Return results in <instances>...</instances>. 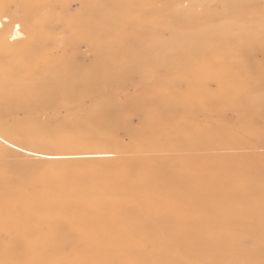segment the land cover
Returning <instances> with one entry per match:
<instances>
[{
	"label": "rangeland",
	"instance_id": "1",
	"mask_svg": "<svg viewBox=\"0 0 264 264\" xmlns=\"http://www.w3.org/2000/svg\"><path fill=\"white\" fill-rule=\"evenodd\" d=\"M15 1L17 0L0 2V11L3 8L2 4H5L2 11L7 9L8 13L10 10L8 14L13 13V16L19 18L32 17L35 14L33 11H36V14L40 13L39 21L37 19L36 24L24 25L21 28L22 31L24 28L25 34L28 33L24 34L25 36L23 33H21L23 36L18 35L21 36L20 42H11L15 30L12 25L8 27L6 23H3L6 25L2 27L3 29L7 28L5 39L3 36L2 40L6 41L7 38H11L10 42L4 41L3 45V48H6L5 45L9 44L11 48L7 46L8 49H6L10 51L0 46L1 58L3 57V60L0 61L2 92L10 82L9 78L12 81L23 77L18 82L17 88H15L17 82H15L16 84L10 82L9 86L12 83L10 87L13 88L9 87L11 90L8 88L9 92H6L12 93L14 88L17 90L22 85L21 90H14L12 94L10 93V98L6 92V95L1 93V95H5L4 97L0 95V99L3 98L0 100L2 101L0 102V121L4 125H1L0 132L4 131L3 137L8 140L10 138L9 142L6 138H0V144L3 145H1L3 151L0 147L1 164L5 163L6 165L9 162L7 165L10 167L4 164L0 167V176L8 180L7 185L2 179L5 184L4 187H0V190H3V194H7L8 188L13 189L17 186L21 199L16 204L19 202L21 205L27 204L29 202L28 194L34 193L35 195L36 190L47 188L45 184H53L60 189L65 187L69 192L67 194L74 198L73 201L76 199V205L80 206L76 209L60 207L57 210L58 215L53 218L67 222L84 223L96 220L104 223L123 216L122 212L120 216L112 214V210L107 207L109 197L118 189L114 184H112L114 187L111 186L112 178L120 179L123 183L134 178V181H141L142 187L145 185L152 190L154 185L151 180L154 175L151 176L150 172L152 169L156 170L160 167L155 163L164 157H168L169 159H164L172 165L176 163L177 159L189 161L202 159L206 155L235 158L245 155L250 157L252 162L264 157V118L261 117L264 115V0H247L248 4L246 0H206L203 3V0H195L197 3H202L203 7L201 4L196 7L197 3L194 6L193 0H98L102 5V8H98L99 10L90 5V2L94 0H74V2L72 0H66V2H64L65 0H54V2L52 0L54 3H50L51 0L50 2L46 0L51 5L53 4L52 9L46 7L45 0H18V3ZM180 2L183 4L181 5ZM227 2L233 3L235 7L231 12L226 13L224 6L228 4ZM14 3L16 6L18 5V8H15ZM35 3H42V6H39L40 4L37 6ZM50 4L47 6L50 7ZM54 4L57 5L54 6ZM81 4L87 5L82 8ZM58 6L60 9L62 8L61 11ZM54 7L59 11H55V9L53 16L49 13L51 17L49 14V18L46 17V13L53 12ZM244 7H249V9L243 10ZM79 8L81 9L79 10ZM106 8L108 9L106 10ZM197 8L198 10L194 11ZM188 10L191 12L189 13ZM20 13L22 15L29 14V16H22ZM251 21L252 23L249 24ZM145 22L148 24L146 25ZM222 22L229 24L228 26L223 24L224 28ZM259 23L260 25H258ZM41 25L42 29L38 28ZM80 25L85 28L92 25L93 31L79 30L81 29ZM43 27L46 28V37L45 31L41 33ZM47 29L50 33L47 32ZM78 30L81 32L79 33ZM12 33L13 35L10 36ZM15 35L17 36V32ZM41 35H43L42 38ZM81 35L83 38L85 37L86 41H79ZM26 36L29 38L22 39ZM158 37L160 38L158 44H154L152 38L157 42ZM17 39L18 37L15 40L18 41ZM48 39H50L49 42H47ZM15 40L13 39V41ZM103 40H106V44ZM148 40L152 42H148ZM36 41L39 42L36 44ZM43 43H45L44 46ZM24 45L25 47L33 46V49L21 47L22 50H20V46ZM57 45L60 46H58L57 53L61 55L56 60L57 54L54 53H56ZM36 46L40 48L37 47L38 51L37 48H34ZM45 47L49 49L46 51ZM66 49H69L68 52ZM23 50L25 53L29 52L31 55L32 53L35 55L31 56L29 53L26 55ZM49 50L53 53H49ZM62 50H64L63 53ZM17 51L21 56L17 55ZM39 53L41 56L37 58L36 55H40ZM13 55H17V57ZM77 55L78 57H76ZM155 55L157 56L154 57ZM8 57H12L8 59L10 63L7 60ZM18 57L24 61L20 62ZM157 57L159 58L157 59ZM15 58L18 61L14 60ZM33 58L37 62H34ZM12 60L15 63L11 64ZM48 60L51 62L49 63ZM3 61L7 64L5 65ZM12 65L15 66L14 69ZM31 67L35 69L32 70ZM100 68L102 72L98 71ZM60 69L65 70L60 71ZM27 70H31L33 73L31 71L27 73ZM12 72L13 75H11ZM7 74L11 77L14 74L18 75L12 79ZM21 81L27 83V87ZM19 84H21L20 87ZM8 102L14 105L9 106ZM6 104L7 106H4ZM160 139L162 142L159 141ZM208 140L212 142V145L210 143L201 145V141ZM218 140L224 144L218 145ZM164 142L167 144H163ZM172 143L173 145H171ZM10 146L14 148L11 149ZM175 157L177 159H174ZM137 158L150 161L145 163L142 160V164L141 160L139 161ZM155 158L157 162L154 160ZM124 159L125 161L135 159V162L129 166L130 168L128 165L125 166L126 168L124 166L109 168L106 165L98 164L99 162H113V160L124 161ZM25 161H29L30 164ZM19 163L27 167L25 169L13 167ZM145 166L147 170L143 169ZM177 166L178 163L173 165L174 169L171 166L169 167L172 169L168 166V168H164L168 169L172 178L174 175L177 177V173L183 177L187 174V172L184 174V171L187 170L189 172L187 176L190 179L195 177V175L191 177L190 173L193 171L194 174L197 169L207 170L210 173L218 168V166L199 168L200 164L197 162L190 164L187 168L183 164L178 168ZM193 166L195 167L192 168ZM243 169L240 163L233 166H221L222 179L225 183L222 187L238 185ZM140 170H146L144 173L141 171L146 175L145 177L142 175L141 180L138 179V176H141L138 174ZM155 170H153L154 173H156ZM182 171L183 173H181ZM147 172L149 173L147 174ZM170 172L172 173L170 174ZM113 175L114 177H112ZM128 176H131L130 180H126ZM148 176L150 177L147 178L149 181L146 179ZM187 176H185V180ZM33 177L40 178L43 184L40 183L41 181H36L34 184ZM182 177L179 179L182 180ZM194 177L191 180L196 179L199 182L194 180L191 184L189 182L187 185H183L187 192H184L185 195H191L192 188L196 185L197 189L204 186L200 181L201 176ZM210 177L211 175L209 179ZM142 179H146L148 181L145 180L146 183H150L152 189L148 184H144L145 182L142 183L144 181ZM192 183L197 184L192 185ZM188 184H190V188ZM20 185L24 189L18 187ZM167 185L170 186V184ZM167 185L163 184L168 188ZM205 185V188H215L213 184L209 187V184L205 182ZM195 189H193V193L197 190ZM88 198H90V202L86 200ZM67 213L72 216H68ZM132 217L134 220L142 216L135 214ZM37 220L41 221V217L33 214L20 221L26 225ZM39 224H42L44 232L49 230V223L43 220ZM1 231L0 239L7 242L11 234L6 230ZM65 251L68 256H72L68 246L65 247ZM211 264L213 263L211 262Z\"/></svg>",
	"mask_w": 264,
	"mask_h": 264
},
{
	"label": "bare ground",
	"instance_id": "2",
	"mask_svg": "<svg viewBox=\"0 0 264 264\" xmlns=\"http://www.w3.org/2000/svg\"><path fill=\"white\" fill-rule=\"evenodd\" d=\"M2 1H4V0H0V2H2ZM6 1H8V0H6ZM11 1L14 2V0H11ZM39 1H41V0H39ZM72 1L74 2V0H72ZM72 1H71V3H72ZM193 1H194V3L193 2L192 3L195 6V3H197V1H195V0H193ZM199 1H202V0H199ZM204 1H206V0H203L202 3ZM223 1H225V0H223ZM15 2L18 3V0ZM45 2L48 5L50 3H54L55 1L52 2V0H51V2H50V0H49V2H50L49 3L48 1L45 0ZM57 2H59V1H57ZM64 2H66V0ZM168 2H170V1H168ZM23 3H24V1H23ZM76 3H78V2H76ZM174 3H177V2H174ZM202 3L198 2L196 7H198V4L202 5ZM246 3H247V0H246ZM26 4H27V2H26ZM28 4L30 5V2ZM35 4L36 5L40 4L39 6H42L41 5L42 3H35ZM44 4L45 3H43V5ZM57 4H54V6ZM182 4L183 3H181V5ZM241 4H242V2H241ZM3 5H5V4H2V7L4 8ZM13 5H15V3ZM47 5H46V7L51 8V9L53 8V4L52 5L50 4V7ZM74 5H76V4H74ZM86 5L87 4H85V5L81 4V7L84 8ZM90 5L92 6V8H97V10H99L98 9L99 7L102 8V5L98 0H94L93 2H90ZM59 6L61 7L62 5H59ZM76 6H78V5H76ZM170 6H172V5H170ZM174 6H176V5H174ZM174 6H173V8H175ZM16 7L18 8V5L17 6L15 5V8ZM44 7H45V5H44ZM56 7H54L53 12L52 11L50 12L48 10L49 12L46 13L47 14L46 17L48 16L49 13L52 14V16H53L55 11H59V10L61 11L62 8L60 9V7H59V10H58ZM103 7H105V6H103ZM202 7H203V5H202ZM234 7H235V5L233 3H228L224 6L226 13L231 12L232 8H234ZM3 8H1V11H0V18H2L3 23H6L8 27L10 25H12L15 30H16L15 24L19 23V25H20L19 34L20 35H21V33H23V35L25 34L23 32V31H25L24 28H23V31L21 28L24 25L36 24L35 22L39 18L38 15L40 14V13L36 14V11H33V12H35V14H33L32 17L30 16L29 18L27 17V19H26V18H22L20 16L22 18L21 19L18 16H13L12 12H11L12 13L11 15L8 14L10 12V10L7 13L6 12L7 7L5 8L6 11L5 10L2 11ZM8 8H9V6H8ZM20 8H22V7H20ZM29 8H28V10H29ZM190 8H191V6H190ZM76 9H77V7H76ZM80 9L81 8H79V10ZM107 9L108 8H106V10ZM244 9L248 10L249 7H244L243 10ZM22 10H24V9H22ZM158 10H159V7H158ZM158 10H157V12H158ZM195 10H198V8L194 9V11ZM24 11H23V13H25ZM188 12L190 13L191 10L190 11L188 10ZM204 12H205V10H204ZM17 13H15V14H17ZM167 13H168V10H167ZM241 13H242V11H241ZM50 14H49V16L51 17ZM204 14H207V13H204ZM25 15L29 16V14H25ZM171 15H172V13H171ZM173 15H174V13H173ZM187 15H190V14H187ZM202 15H200V16H202ZM221 15H222V13H221ZM240 15H242V14H240ZM49 16H48V18H49ZM236 16H238V15H236ZM46 17H45V19H46ZM191 18H193V17H191ZM43 19H44V17H43ZM166 20H168V19H166ZM169 20L171 21V18ZM38 21H39V19H38ZM225 21H227V20H225ZM252 21L249 24H251ZM244 22H243V24H244ZM147 24H148V22L146 23V25ZM167 24H168V21H167ZM172 24H174V23H172ZM221 24L228 26L229 23L222 22ZM5 25L3 27H5ZM42 25H44V23ZM42 25H41V27H38V28L42 29ZM96 25H98V24H96ZM224 25H223V27L225 28ZM258 25H260V23ZM258 25H256V26L258 27ZM91 26L85 28V27H83V25H80L79 27L81 29H79V30L88 29V30H83V31H89V30L93 31V29H92L93 27H91ZM172 26H174V25H172ZM95 27H98V26H95ZM15 30L13 31L14 35L12 33L10 36H12V35L16 36ZM28 30H29V28H28ZM75 31H76V29H75ZM6 32H7V28L6 29L0 28V46L2 48H3V45L5 44V42L6 41L10 42V39H11V38L6 37L8 40H6V41L4 40L5 42L2 40L3 36H4L3 39H5ZM43 32H44V35L46 37L47 33H46V28H44V27H43V30L41 33H43ZM47 32H49L48 29H47ZM80 32L81 31H79V33ZM107 32H109V31H107ZM152 33H154V32H152ZM23 35H21V36H23ZM48 35H50V34H48ZM84 35H86V34H84ZM88 35H90V34H88ZM147 35H148V33H147ZM21 36L17 35L16 37H18V39H17L18 41H16L15 39H14L15 41H13V39H12L11 42H14V43L20 42ZM42 36L43 35H41V38H42ZM127 36H125V37H127ZM53 37H54V35H53ZM94 37H96V35H94ZM24 38H29V37H27V36L22 37V39H24ZM30 38H31V36H30ZM84 38H83V35H81V37L79 38L80 40L79 39L78 40L80 42L81 41L84 42V41H86V40H84ZM90 38H92V37H90ZM158 38L156 39L157 42L155 40H153V38H152V41L154 44H158V40H160V38L159 39ZM19 39H20V41H19ZM123 39H125V38H123ZM27 40H25V41H27ZM30 40H29V42H30ZM49 40L50 39H48L47 42H49ZM106 40H108V39H106ZM150 40H148V42ZM44 41H45V38H44ZM108 41H110V40H108ZM152 41H150V42H152ZM181 41H183V40H181ZM37 42H39V41H36V44H37ZM41 42H43V41H41ZM47 42H45V43H47ZM6 43H8V42H6ZM26 43H28V42H26ZM45 43H43L42 45L44 46ZM100 43L102 44V41ZM78 44H80V43H78ZM105 44H106V42H105ZM105 44H103V45H105ZM109 45H110V43H109ZM150 45H151V43H150ZM5 46H6V48H7V46L10 47L9 44H7ZM58 46L59 45L56 46L57 50H56V53H54L55 55L57 54V56H55L53 54L55 56L56 60L58 59L57 57L61 55V54L58 55V53H57ZM75 46H77V44H75ZM21 47H25V45L20 46V50H22ZM37 47L39 48V46H36L34 48H37ZM80 47H81V45H80ZM25 48H29V49L32 48L33 49V46L25 47ZM25 48H24V50H25ZM38 48H37V51H38ZM77 48H78V46H77ZM45 49H46V47H45ZM47 49H49V48H47ZM47 49H46V51H47ZM24 50H23V52H24ZM30 50H28V51H30ZM68 50H67V52H68ZM1 51L2 50H0V52ZM7 51H10V50H7ZM18 51H17V55H20V53ZM53 51H54V49H53ZM166 51H164V52H166ZM30 52H32V51H30ZM63 52H64V50H62V53ZM159 52H160V50H159ZM4 53L6 54V52H4ZM28 53L26 52L25 54L28 55ZM49 53H51V51ZM49 53H47V56H49ZM13 54H15V53H13ZM36 54H38V53H36ZM163 54H165V53H163ZM17 55H13V56L17 57ZM32 55H35V54L32 53ZM38 56H41V54L36 55L37 58H39ZM156 56L157 55H155L154 57H156ZM159 56H161V55H159ZM12 57H8L7 60L9 58L11 59ZM26 57H28V56H26ZM76 57H78V55ZM2 58H1V53H0V61ZM19 58H21V57L17 58L18 60H20V62L24 61L22 58L21 59H19ZM34 58H33L34 62H37V61H35ZM49 58H50V56H49ZM158 58L159 57H157V59ZM17 59L15 58L14 60H17ZM93 59H96V58H93ZM14 60L11 61V64L15 63ZM45 60H47V59H45ZM68 60L69 59L67 58V61ZM114 60H116V59H114ZM65 61H66V59H65ZM91 61H92V59H91ZM138 61H140V60H138ZM138 61L137 62L135 61V62L138 63ZM8 62H9V60H8ZM48 62H49V60H48ZM4 64H5V62H4ZM31 64H33V63L31 62ZM43 64H45V63H43ZM102 65H103V63H102ZM102 65H100V66H102ZM114 66H113V68H114ZM12 67L14 69L15 66L12 65ZM74 68L77 69L78 67H74ZM31 69H32V67H31ZM34 69H32V70H34ZM61 69H60V71L65 70V69H63V70H61ZM109 69L110 68L108 67V70ZM47 70H48L47 72H49V69H47ZM28 71H31V70H27V73H28ZM54 71H52V72H54ZM98 71L102 72L101 68ZM111 71H112V69H111ZM1 72H3V71H1ZM104 72H105V70H104ZM54 73H56V72H54ZM4 74H5V71H4ZM8 75L9 74H7V76ZM11 75H13V72ZM17 75L18 74H14V76H12V77L9 75V77H11L13 79V77L16 78ZM0 76H2V74H0ZM20 76H22V75H20ZM99 76H101V75H99ZM22 78H20V79L22 80ZM2 79L5 82L4 78H2ZM17 79H19V78H16V80L13 79L11 81V79L9 78L10 82H12V83L17 82V84L15 83L16 84V87L14 86L15 88L18 87L17 85H18V82L20 81V79L19 80H17ZM3 81H2V83H3ZM24 81H21V83L23 82L24 83L23 85L26 86L27 83L25 84L26 81L25 82ZM6 82H8V81H6ZM10 82L7 83V87H4L3 92L1 90L2 84L0 83L1 84L0 95H1V93L3 94L6 91H8L7 89L10 86H12V83L9 86ZM20 85L21 84H19V87H20ZM10 88H13V87H10ZM15 88H14V90H16ZM21 88H22V85L17 90H21ZM14 90H12V93ZM16 91L14 92L15 94L17 93ZM8 92H6V93L8 94ZM6 93H5V95H6ZM10 93L7 95L8 98H10L9 95L12 94V93L11 94ZM5 95H1V96L4 97ZM2 99H0V100H2ZM4 99L7 100V98H4ZM9 101H10V99H9ZM0 102H2V101H0ZM11 102H8V103H10V105L8 104L9 106L14 105V104L11 105ZM71 104H73V103H71ZM0 105H1V103H0ZM4 106H7V104ZM20 116H22V115H20ZM261 117L264 118V115H262ZM5 121H7V120H5ZM92 123H93V121H92ZM1 125H2V122L0 121V128H1ZM2 126H4V125H2ZM10 128H12V127H10ZM3 134H4V131L0 132V138L2 137L4 139L6 137H3ZM100 137H101V135H100ZM9 140H10V138H9ZM9 140H8V142H9ZM176 140H175V142H176ZM159 141H161V139ZM165 143L167 144V142H164L163 144H165ZM200 143H201V145H206L209 143L212 145V142L210 140H208L206 142L201 141ZM217 143H219L218 145L224 144L221 140H218ZM7 144L9 145V143H7ZM158 144H156V145H158ZM1 145L2 144H0V147H1ZM171 145H173V143ZM176 147H178V146H176ZM10 148H11V146H10ZM13 148L14 147H12L11 149H13ZM1 151H3L2 147H1ZM12 151H15V150H12ZM161 157H163V156H161ZM164 158H168V157H164ZM164 158L160 159V157H159L158 160L159 159L160 160L158 161V163H155L157 165L158 164L160 165V167L156 168V170L152 169V171L155 170L156 173H154V171H153V174H152V171L150 172L151 176L154 175V178L151 180V183L154 185V189H152L150 187V186H152V185H149L150 183L149 184L146 183V181L148 180L147 178H150L149 176L146 177L147 180L142 179V181L144 180L142 183L145 182L144 184H148L149 188H151L152 190L148 189V187H145V185L142 187L141 185H143V184L140 185L141 181H138V180L134 181L133 180L134 178H130L132 180L127 181L128 183L125 182L127 184L123 183L120 179L116 180V179L112 178L113 180L110 181L111 186H113L112 184H114V186L116 185V187L118 189H116V193H114L113 195L111 194L112 192L110 193L112 196H110L108 199L109 202L107 204L108 205L107 207L112 210V214H114V215L116 214L117 216H120L121 215L120 213L122 212L123 216L121 218L117 217L116 219H112V220H110L108 222H104V223H100L96 220H89V221L84 222V223L67 222V221L62 220V219L53 218L55 215H58L57 210L60 207H62V208L67 207V208H74V209L80 207L78 204L76 205V199H75V201H73L74 198H72V196L70 197V195L67 194L69 192L67 191V189L65 187L60 189V187H58L57 185L45 184V185H47L46 189L36 190L35 195H34V193L28 194L29 202L27 204H24V205H21V202L16 204V202H18V200L21 199V195H19V193H18L19 189L16 188L17 186H15L16 189L15 188H13V189L8 188L7 194H3V190L2 191L0 190V231L6 230V232L8 231L11 234V237L7 242L0 239V264H211V262L213 264H264V157H261L256 162H252L250 157H247L245 155L244 156L243 155L236 156V158L232 157V156H207L206 155L205 157H202V159H191L189 161H187V160L184 161L185 159L178 160L175 157L174 159H177V160H176V163H173V165H175V164L177 165V163H178V166H181L183 164L186 166V167L183 166L185 168L189 167V165L193 164L194 162H197L198 164H200L199 168H201V167L204 168V167H208V166H209V168L211 166L213 168L214 166H218V168L215 171L213 170L214 172L208 173L207 170L197 169L194 171V174H193V171L190 173L191 177H192V175H195V177L201 176L202 179L200 181L204 185V186L199 188V184H198L199 189H197V187H196L197 185L194 188H192V193L189 191V194L191 193V195H188V194L185 195L184 194V192H186V189L183 188L184 187L183 185H185V184L187 185V183H189V182L191 184L192 181L196 180V179L191 180V179H193L194 176L190 179V177L187 176V174H189V172L187 170L184 171L182 169L184 171V174H186L185 172H187L186 175L183 174L184 176L182 177L181 175H179V173H177L178 176L175 177V175H174L172 178V176H170L168 173V169L166 170V168H168L169 166L173 167V165L168 163V161H166V159H164ZM143 159H145V158L143 157ZM134 160H126V161H125V159H124V161H118V160L114 161L113 160V162H111V161L102 162V163L99 162L98 164L99 165L100 164L106 165L109 168H116V167H120V166L125 167L127 165L129 167V166L134 164V162H135ZM137 160L140 161L141 158L140 159L137 158ZM142 160L140 161L141 163H142ZM154 160H156V158ZM143 161H145V160H143ZM147 161H148V159H147ZM147 161H145V163H148L150 160L148 162ZM2 162H4V161H2ZM25 162L29 163V161L28 162L25 161ZM156 162H157V160H156ZM174 162H175V160H174ZM183 162H186V163H183ZM8 163H6V165H5V163H2V164L9 167L7 165ZM23 163H24V161H23ZM237 163L241 164L242 169L244 168L242 170L243 174L239 178V184L237 183L238 185L228 187V188L222 187V185L225 183L222 179L223 174L221 173L220 167L221 166H233ZM2 164L0 161V167ZM155 164H154V166H155ZM34 165H33V167H35ZM178 166H177V168H178ZM13 167L17 168V169H25L27 166L20 165V163H19V165H16ZM164 167H166V168H164ZM171 167H169V168H171ZM194 167L195 166H193L192 168H194ZM143 169H146V166ZM173 169H174V167H173ZM175 170H176V168H175ZM191 170H193V169H191ZM141 171L142 170H140V173L138 172L139 175L141 174L140 177L138 176V179L142 178V175H144L142 173H144L145 171L143 170L142 173H141ZM183 171L181 173H183ZM178 172H180V171L178 170ZM7 173L9 174V172H7ZM148 173L149 172H147V174ZM171 173L172 172H170V174ZM5 175H6V173H5ZM210 175H211V177L209 179ZM145 176L146 175H144L143 177H145ZM185 176H187L186 180L184 179ZM203 176H206V177L203 178ZM112 177H114V175ZM126 177H127V175H126ZM129 177H131V176H128V178L126 180H130ZM180 177H182L183 179L182 180L179 179ZM2 179L5 183H7V181H8L7 178L5 179V178H2V176H0V187L1 186L4 187V184H5V183L3 184ZM16 179L19 180L18 178H16ZM24 179H26V178H24ZM124 179H122V180H124ZM188 179H190V180H188ZM13 180H14V178H13ZM126 180H124V181H126ZM36 181H41V180H40V178L33 177V183L34 184ZM186 181H188V182H186ZM196 181H197V183L199 182L198 180H196ZM205 182L209 184V187L212 184L215 185L214 186L215 188H213V187H212L213 189L211 187L205 188V186H206ZM40 183L43 184L42 181ZM44 183H45V181H44ZM197 183H192V185L197 184ZM14 184H16V183H14ZM123 184H125V185H123ZM158 184H159V186H158ZM163 184L164 185L170 184V186L168 187V185H167L168 188H166L163 186ZM190 184H188L189 188H190V186H189ZM7 185H8V183H7ZM22 186H24V185L22 184ZM22 186L20 185L18 187L23 188ZM52 186H54V187H52ZM156 186H158V188H156ZM185 187H187V186H185ZM207 187H208V185H207ZM34 188H35V186H34ZM36 189H38L37 186H36ZM56 189H57V191H55ZM193 189L196 190V191H194V193H193ZM5 190H6V188H5ZM192 194H194V195H192ZM86 200L89 201L90 198H88ZM26 201H27V198H26ZM26 201H25V203H26ZM22 202H24V201L22 200ZM75 206H77V207H75ZM77 211H78V209L76 210V212ZM33 214H37L38 216L41 217V221L44 220V222H47L50 224L49 230L47 232L43 231L42 226H41L42 224H39V223H41V221H39V220H37L34 223H28L26 225L20 221L21 219L28 217V216H32ZM135 214H139L142 217L139 219L132 220L133 219L132 216ZM67 215L72 216V214H69V213H67ZM47 217H49L50 219H46ZM104 224H106V226H103ZM66 246H68L71 249V251H70L72 253L71 257L66 254V251H65Z\"/></svg>",
	"mask_w": 264,
	"mask_h": 264
},
{
	"label": "snow or ice",
	"instance_id": "3",
	"mask_svg": "<svg viewBox=\"0 0 264 264\" xmlns=\"http://www.w3.org/2000/svg\"><path fill=\"white\" fill-rule=\"evenodd\" d=\"M3 26H4L3 20H2V18H0V28H2ZM15 28H16L17 35H19V28H20L19 23L15 24ZM12 39H16V36H13Z\"/></svg>",
	"mask_w": 264,
	"mask_h": 264
}]
</instances>
